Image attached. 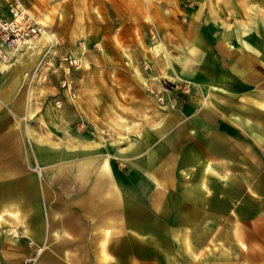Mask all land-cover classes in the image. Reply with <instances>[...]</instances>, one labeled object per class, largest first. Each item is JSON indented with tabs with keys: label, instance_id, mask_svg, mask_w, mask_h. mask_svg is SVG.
<instances>
[{
	"label": "crops",
	"instance_id": "1",
	"mask_svg": "<svg viewBox=\"0 0 264 264\" xmlns=\"http://www.w3.org/2000/svg\"><path fill=\"white\" fill-rule=\"evenodd\" d=\"M121 1L125 16L98 32L118 50L132 48L136 28L146 26L144 10L135 14ZM188 1L150 3L165 45L166 61L157 63L171 79L179 69L200 70L218 107L164 120L150 147L144 137L129 150L137 151L129 161L100 150L87 165L76 152L67 157L64 143L42 145L57 159L44 180L20 173L21 131L13 123L24 111L18 81L31 56L7 71L0 63V182L31 183L9 203L13 215L0 209V230L19 231L0 232V264H264V139L257 136L264 135V0ZM6 3L0 0L2 11ZM25 3L31 9L36 0ZM159 82L151 84L159 89ZM173 117L174 129L155 145ZM126 152L114 154L125 159ZM5 197L0 192V206Z\"/></svg>",
	"mask_w": 264,
	"mask_h": 264
},
{
	"label": "rangeland",
	"instance_id": "2",
	"mask_svg": "<svg viewBox=\"0 0 264 264\" xmlns=\"http://www.w3.org/2000/svg\"><path fill=\"white\" fill-rule=\"evenodd\" d=\"M153 1L141 0L138 5L137 0H124L126 5L130 3V9L135 14L138 8L144 10L146 26L141 31L136 28L137 37L131 44L132 48L119 50L112 46L110 39L99 38L98 32L109 30L112 19L121 21L125 16L118 6L123 4L121 0H36L31 6L35 18L45 26L47 32L54 34L51 41L39 44L38 51L50 42L60 49L77 51L79 41L85 42L87 50L86 63L73 72V89L68 95L59 86L60 71L50 73L45 81L36 75L32 77L36 64L42 73L47 68L42 65L41 54L40 58L33 60L38 51L29 54V65L24 67V74L18 81L20 94L25 101L24 111L13 123L14 129L21 131L19 143L22 149L18 159L23 157V164L19 166L20 173L44 180L57 159L50 154L53 150L37 148L42 145L47 148L64 143L67 157L76 152L83 160L87 159V165L92 162L90 157L95 156L92 154L100 150L117 163L129 161L127 156L137 152H130V149L139 140L143 141L144 137L147 140L144 148L150 147L154 127L164 120L179 117L186 109L200 110L209 106L212 111L214 106L218 107L216 101L208 100L211 99L208 97L209 89L203 85L200 70L179 69L178 79L161 76L157 62L166 61L165 45L151 17L149 7ZM197 1L188 2L195 4ZM262 14L264 8L259 10V15ZM234 23L224 28L229 29ZM94 43H99L101 50L94 49ZM155 46L158 52L154 51ZM188 51L189 55H194V49L189 48ZM7 69H10L9 65L5 71ZM151 81H160V88L156 89ZM57 97H62L59 107L54 104ZM219 105L232 109L228 104ZM6 112L10 115L9 110ZM43 113L46 118L41 117ZM177 121L175 117L169 119L164 130L156 133L155 145L165 140ZM257 136L264 139V135ZM118 148L127 151L124 153L125 159L114 154ZM6 173L11 174L9 168H6ZM20 183L10 177L0 182V192L6 196L0 209L5 215H13L10 211L17 208L9 204L15 200V193L23 196L31 188L27 179ZM0 232L8 237L19 235L17 229L8 226H4Z\"/></svg>",
	"mask_w": 264,
	"mask_h": 264
},
{
	"label": "built area",
	"instance_id": "3",
	"mask_svg": "<svg viewBox=\"0 0 264 264\" xmlns=\"http://www.w3.org/2000/svg\"><path fill=\"white\" fill-rule=\"evenodd\" d=\"M46 32L45 26L35 18L29 6L23 0H7L6 11L0 9V63L10 65L18 60L25 51L29 54L39 50V38ZM94 49L101 50L99 43L93 44ZM78 50H63L48 43L39 51L42 54L44 67L42 73L40 66L36 65V72L32 73L42 81L47 80L50 73L61 72L60 84L63 92L67 95L73 89V72L82 68L85 63L87 50L84 41H79ZM62 97L54 100L55 106L59 107Z\"/></svg>",
	"mask_w": 264,
	"mask_h": 264
},
{
	"label": "bare ground",
	"instance_id": "4",
	"mask_svg": "<svg viewBox=\"0 0 264 264\" xmlns=\"http://www.w3.org/2000/svg\"><path fill=\"white\" fill-rule=\"evenodd\" d=\"M54 36V34H52V33H48L47 31L41 36V40L42 41H44V42H48V41H51L50 39L52 38ZM54 38V37H53ZM39 44H40V42H39ZM154 49H156L157 47L155 46V47H153ZM29 52H28V50L27 51H25V53L21 56V57H23V56H25V55H27ZM40 54H41V52H39L38 51V58H40ZM42 55V54H41ZM21 59V58H20ZM19 60V59H18ZM18 60H17V62H18ZM39 60V59H38ZM86 63V62H85ZM4 64V63H3ZM37 65V64H36Z\"/></svg>",
	"mask_w": 264,
	"mask_h": 264
}]
</instances>
